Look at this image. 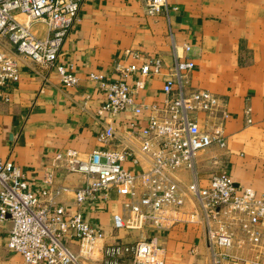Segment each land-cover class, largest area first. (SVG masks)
Returning <instances> with one entry per match:
<instances>
[{
  "label": "built area",
  "instance_id": "2783aa9c",
  "mask_svg": "<svg viewBox=\"0 0 264 264\" xmlns=\"http://www.w3.org/2000/svg\"><path fill=\"white\" fill-rule=\"evenodd\" d=\"M84 1L0 0V100H10V91L21 78L15 53L56 68L64 85L79 83L74 66L57 64V60L69 32L80 20ZM138 1L147 14L164 12L167 19L170 10L178 9V0ZM40 22L48 26L45 37L34 32ZM168 35L173 62L167 68L160 57L128 49L127 56L142 60V64L117 60L112 67L117 78L98 72L90 75L105 95L97 110L102 125L100 141L118 137L116 118L124 111L149 113L146 126L129 129L138 139L143 159L124 139L112 149L88 153L68 149L56 156L57 164L85 175L84 183L75 189L78 204L108 200L113 190L129 197L124 203L129 214H114L113 227L136 231L138 239H114L102 224L91 223L81 211L67 210L59 200L65 187L53 185L51 172L46 174L45 187L32 189L21 166L0 158V221L11 220L8 248L20 253L24 264H90L93 260L102 264H164L165 247L148 231L168 229L180 222L203 228L208 249L203 264H264V195L235 185L225 170L206 178L199 176V155L213 146H226L227 113L220 96L189 84L194 63L178 54L171 29ZM150 74L165 75L160 103L146 102L140 95ZM243 111L251 122V108L245 106ZM199 114H203L204 127L197 120ZM129 160L138 162L141 169L125 167ZM179 170L188 171L191 180L183 182L177 176ZM69 239L80 241L79 252L69 246Z\"/></svg>",
  "mask_w": 264,
  "mask_h": 264
},
{
  "label": "crops",
  "instance_id": "0c3cea01",
  "mask_svg": "<svg viewBox=\"0 0 264 264\" xmlns=\"http://www.w3.org/2000/svg\"><path fill=\"white\" fill-rule=\"evenodd\" d=\"M176 3L178 9L170 10L167 19L164 12L147 14L138 0H85L80 20L69 32L57 60V64L74 66L79 83L64 85L56 68L15 53L21 78L11 89L10 100H0V158L21 166L32 189L45 187L46 174L51 172L53 185L65 187L59 200L67 210L81 211L91 223L102 224L114 239H138L136 231H116L113 227L114 214H129L124 207L129 197L113 190L108 200L78 204L75 189L84 183L85 175L57 164L56 156L68 149L82 153L112 149L124 139L143 159L138 139L129 129L146 126L149 113L124 111L116 118L118 137L100 141L102 125L97 110L105 95L90 75L98 72L115 79V61L142 64V60L127 56L128 49L160 57L167 68L173 62L169 29L178 54L194 63L189 84L220 96L227 113L226 146H213L199 155V176L206 178L225 170L235 185L264 195V0ZM34 32L47 36V24H36ZM164 79V74L146 77L140 92L146 102H161ZM245 106L251 108V122L246 121ZM197 120L204 127L203 114ZM131 122L136 125L132 127ZM124 165L132 171L141 169L138 162L130 160ZM177 176L185 183L191 180L186 170H179ZM11 225L9 218L0 221V264H24L22 255L8 248ZM148 235L157 236L165 247L164 264H203L206 259V235L197 224L180 222L168 229H151ZM67 243L74 251L81 250L79 240ZM90 264L102 263L93 260Z\"/></svg>",
  "mask_w": 264,
  "mask_h": 264
}]
</instances>
